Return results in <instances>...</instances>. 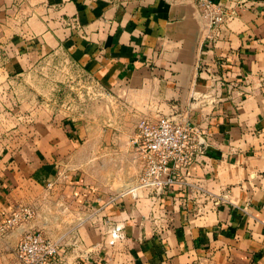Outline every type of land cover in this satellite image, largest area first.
I'll return each mask as SVG.
<instances>
[{
    "label": "crops",
    "instance_id": "1",
    "mask_svg": "<svg viewBox=\"0 0 264 264\" xmlns=\"http://www.w3.org/2000/svg\"><path fill=\"white\" fill-rule=\"evenodd\" d=\"M216 1L237 14L210 38L196 0H0V222L35 208L0 264H23L27 229L60 264H264V0ZM59 61L94 105L36 74ZM164 116L197 125L206 154L183 183L133 194L131 138Z\"/></svg>",
    "mask_w": 264,
    "mask_h": 264
},
{
    "label": "built area",
    "instance_id": "2",
    "mask_svg": "<svg viewBox=\"0 0 264 264\" xmlns=\"http://www.w3.org/2000/svg\"><path fill=\"white\" fill-rule=\"evenodd\" d=\"M208 19L215 36L216 28L232 20L237 11L216 0H196ZM131 143L142 160V170L128 189L136 194L141 189L169 190L183 183L184 172L206 154L208 141L201 130L190 120L179 121L171 117L157 120L140 118ZM51 185V183H49ZM35 217V208L18 205L0 222V238L17 226ZM23 264H60V244L41 230L27 229L16 248Z\"/></svg>",
    "mask_w": 264,
    "mask_h": 264
},
{
    "label": "rangeland",
    "instance_id": "3",
    "mask_svg": "<svg viewBox=\"0 0 264 264\" xmlns=\"http://www.w3.org/2000/svg\"><path fill=\"white\" fill-rule=\"evenodd\" d=\"M60 65H58V67L56 68H51V69H43L40 71H37L36 74L39 76V78H44L47 79V81H50L53 85V83L56 84H61V85H66L64 84L66 81V83H68V85L64 86L62 89L60 88V85L56 86V89L60 90V95L63 96V100L65 103L66 101L70 100V102H72L74 104V106L76 107V109H80V107L89 104V106H92V104L94 105L96 102V89L95 87H92V85H86V83H84V81L82 80L79 83V78H78V73L77 71H75L74 69L68 67V65H66V63H63L61 61ZM68 79H70V82L68 81ZM49 84V83H48ZM45 84L44 86H42L41 91L43 92H48L50 85ZM70 102L67 103L70 104ZM66 105V106H67ZM66 106L64 105H59L58 109L60 110L59 113H61V115H65L66 114ZM76 109H74V112L76 111Z\"/></svg>",
    "mask_w": 264,
    "mask_h": 264
}]
</instances>
